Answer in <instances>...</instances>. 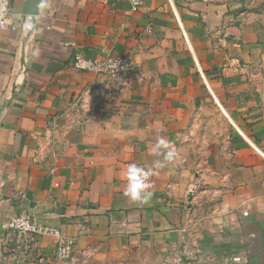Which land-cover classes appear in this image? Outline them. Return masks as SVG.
<instances>
[{
    "label": "crops",
    "instance_id": "1",
    "mask_svg": "<svg viewBox=\"0 0 264 264\" xmlns=\"http://www.w3.org/2000/svg\"><path fill=\"white\" fill-rule=\"evenodd\" d=\"M13 5L33 19L0 30V264H264L263 1ZM104 48L135 69L72 66ZM158 136L177 158L133 202L127 166L163 159ZM21 213L59 227L72 260L12 232Z\"/></svg>",
    "mask_w": 264,
    "mask_h": 264
},
{
    "label": "built area",
    "instance_id": "2",
    "mask_svg": "<svg viewBox=\"0 0 264 264\" xmlns=\"http://www.w3.org/2000/svg\"><path fill=\"white\" fill-rule=\"evenodd\" d=\"M131 3L132 10H139L144 0H128ZM204 3H210L212 0H201ZM20 15L23 18L20 28L28 31L31 27L26 28V22L32 23L33 15L15 12L13 0H0V30L12 29L18 30L13 19L15 16ZM32 25V24H31ZM103 56L101 57H87L80 52H75L72 58V66L81 71H89L102 76L117 78L133 69L135 64L129 56L116 54L110 49H103ZM21 75L26 76V64L22 65L20 70ZM82 98H78L77 102ZM77 102L75 104H77ZM74 104V105H75ZM91 112L95 113L96 105L90 106ZM193 189V188H192ZM194 190V189H193ZM8 228L16 233L19 237L26 238L34 242V246H39L41 238L53 237L57 241V256L59 258L65 257L72 260V250L74 242L71 239L65 238L59 227L43 223L36 217L21 213L12 216L8 220ZM241 259L239 257L228 256L222 259V264H237Z\"/></svg>",
    "mask_w": 264,
    "mask_h": 264
},
{
    "label": "clouds",
    "instance_id": "3",
    "mask_svg": "<svg viewBox=\"0 0 264 264\" xmlns=\"http://www.w3.org/2000/svg\"><path fill=\"white\" fill-rule=\"evenodd\" d=\"M32 25L26 22L25 27ZM155 156H163V159H155L151 166H141L137 163H130L126 169V187L124 195L133 202L147 203L153 196L149 190V178L155 174L156 170L165 167L166 162H173L177 158V152L170 146L169 141L158 136L152 148Z\"/></svg>",
    "mask_w": 264,
    "mask_h": 264
},
{
    "label": "rangeland",
    "instance_id": "4",
    "mask_svg": "<svg viewBox=\"0 0 264 264\" xmlns=\"http://www.w3.org/2000/svg\"><path fill=\"white\" fill-rule=\"evenodd\" d=\"M250 1H252V0H250ZM262 1H263V6L261 7V10L264 11V0H262ZM263 77H264V72H263Z\"/></svg>",
    "mask_w": 264,
    "mask_h": 264
},
{
    "label": "water",
    "instance_id": "5",
    "mask_svg": "<svg viewBox=\"0 0 264 264\" xmlns=\"http://www.w3.org/2000/svg\"><path fill=\"white\" fill-rule=\"evenodd\" d=\"M23 13V12H22ZM23 14H26V13H23ZM28 15H30V14H28Z\"/></svg>",
    "mask_w": 264,
    "mask_h": 264
}]
</instances>
